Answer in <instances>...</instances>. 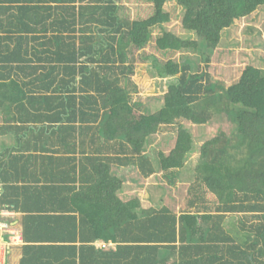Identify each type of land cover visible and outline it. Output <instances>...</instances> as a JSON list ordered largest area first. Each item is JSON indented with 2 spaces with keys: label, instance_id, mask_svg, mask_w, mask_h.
<instances>
[{
  "label": "trees",
  "instance_id": "16d2710c",
  "mask_svg": "<svg viewBox=\"0 0 264 264\" xmlns=\"http://www.w3.org/2000/svg\"><path fill=\"white\" fill-rule=\"evenodd\" d=\"M121 1L0 0V109L19 90L17 107L54 111L29 116L21 128L38 138L56 133L60 144L69 146L67 158H48L50 166L40 172L46 181L42 185L32 172L22 178L21 187L9 184L18 172L12 164H1L0 206L23 211L25 241H54L44 244L53 248L38 247L59 249L61 255L65 249L72 257L79 251L73 264L86 263V241L95 238L155 243L135 252L146 256L131 264H264V69L247 66L239 81L227 87L192 73L183 61L153 57L159 77L177 76L178 82L169 87L160 110L143 114L132 101L138 91L133 76L137 60L151 58L136 55L152 42L155 28L163 29L156 49L164 55L196 52L201 45L166 29L168 0H134L153 6L154 14L142 19L132 18ZM177 3L185 11L183 29L213 52L236 20L264 6V0ZM19 76L26 81L18 88ZM183 120L222 124L221 132L201 147L197 181L186 198L199 201L201 196L208 204L210 193L216 211L177 216L166 206L138 212L139 199L120 197L124 185L112 166H135L146 178L158 169L171 171L172 178L194 150L192 134L180 126L175 147L170 154L161 152L157 162L145 149L162 128ZM65 161L72 163L68 169ZM179 190L185 197V188ZM63 208L78 209L79 219L56 213ZM87 221L93 223L89 234ZM76 241L81 244H62Z\"/></svg>",
  "mask_w": 264,
  "mask_h": 264
},
{
  "label": "rangeland",
  "instance_id": "374dc122",
  "mask_svg": "<svg viewBox=\"0 0 264 264\" xmlns=\"http://www.w3.org/2000/svg\"><path fill=\"white\" fill-rule=\"evenodd\" d=\"M121 2L128 5L127 7L134 19L148 18L154 14L153 6L150 3L136 2L134 0H123ZM165 11L170 15V21L165 24L166 29L182 37L198 40L201 47L196 52H177L168 56L164 55L156 49V40L163 35V29L156 27L152 42L136 55L137 58L141 55H149L151 57L148 62L142 63L137 60L136 63L133 79L138 85V91L132 94V101L136 110L141 111L143 114L157 112L164 105V95L168 92L169 87L178 82L177 76L159 77L153 57H157L162 62L171 58L183 61V65L191 66L190 71L192 73H204L206 74L205 80L208 82L221 81L227 87L239 81L247 66L264 69V6L260 7L252 15L236 20L231 28L225 30L221 46L217 52L205 47L203 40L199 36L183 29L182 19L185 11L178 5L177 0H168L165 5ZM180 126L192 134L194 150L187 158L185 166L182 169L173 171L174 176L172 178H170L171 171L164 172L158 169L159 171L151 176L149 187L152 190L149 191L144 189L145 186L143 187L148 194L156 193L158 196L163 194L161 192L165 191L158 188L161 186H158V184L166 185L163 187L165 189L167 186L176 187L178 181H180L182 182L181 188L184 187L185 191L192 187L197 181L196 168L201 156V147L206 141L221 132L222 124L218 120H214V122L205 125H195L183 120L179 124L165 126L153 136L150 143L146 146V154L156 162L161 152L170 154L175 147ZM112 173L118 175L122 182L124 181V184L126 183V187L129 188L127 193L132 192V184L135 186L130 179L134 177L140 178L141 176L135 166L119 168L113 164ZM174 179L177 181L176 184L173 182ZM143 184L146 185L147 182ZM154 185H156L155 189ZM191 197L192 195L189 196V199ZM212 197V195L208 194V201H211L210 198Z\"/></svg>",
  "mask_w": 264,
  "mask_h": 264
},
{
  "label": "crops",
  "instance_id": "0c3cea01",
  "mask_svg": "<svg viewBox=\"0 0 264 264\" xmlns=\"http://www.w3.org/2000/svg\"><path fill=\"white\" fill-rule=\"evenodd\" d=\"M25 81V78H23L22 76L15 77V82L17 83L18 88L24 85ZM13 92H15L14 89ZM20 97L21 94L18 90L16 98L14 97L12 98V100H9L8 98L6 99L5 105H7L8 107L4 106L0 109V165L2 164V166H5L7 164L8 166L9 164H12L10 168L13 170H17L18 179H15V177L13 178V180H11V182H9V184L14 185L15 187H21L25 183V180L22 178L28 173L29 175H32L30 172L34 173L33 176L40 178L41 183H39V185H42L46 181L43 180V176L40 175V172L42 171V169L50 166L48 158H67L68 156L67 154H65V150H67L69 146L63 147L62 144H60V140H58V136L56 133L53 134L50 132V134H45L44 136H41V138H38L35 137L32 133H28L29 131L21 128L22 125H28L25 121L29 116L39 114L51 115L52 113H54V111L46 112V109L44 110L42 108H36V110H26L22 106L17 107L16 105L20 103ZM45 140L47 141L46 144H44L43 142ZM43 147H45L46 150H43ZM53 151H57L59 154L53 153ZM66 164V169H68V166H71L72 163L69 164L67 162ZM130 180L135 184V186H133V184L131 185L132 192L127 193V191H129V188L126 187V183L124 184L123 181V190L119 195L124 199H130L133 197L139 199L141 208L137 209L138 212L140 210H151L153 208L158 209L160 207L166 206L177 216H180L185 212L201 213L204 212L205 209L209 210L210 212L216 211L217 202L213 201V197L210 198V200L212 201H208L209 199L206 198L208 204L206 203V201H202L203 198L201 196H199V201H188L186 198H189L190 196V194L187 193L189 188L185 191L187 193L185 194L186 196L182 197L180 195L181 193H179V189H181L182 183L180 181H178V185L176 187L169 186V188L167 186L165 187V189L163 187L166 185L158 184V186L161 185L158 188L165 191L161 192L163 194L160 193L161 195L158 196L156 193L148 194L145 192L146 190H152V188L149 187L151 183V176L147 178L143 176H140V178L134 177ZM143 181L147 182V184L144 185ZM173 182L176 184L177 181H175L174 179ZM76 185L80 186L78 177ZM2 186L3 184L0 183V195L2 193ZM144 186V189L146 190L143 189ZM155 188L156 185H154V189ZM208 194L206 196H208ZM203 205L207 208H204ZM56 213H61L63 215L69 213L76 214L77 219H79L80 216L79 210L75 208H63V211H57ZM23 214L24 213L21 209L4 208L0 206V264H23L24 262L22 261L24 259L25 262L27 260V264H73V260H75V258L76 262H78L79 251H77V256L72 257L69 256L71 251L67 249H65L66 255L63 254V256L61 255V252H59V249L54 252L52 251V249L45 250L42 247H38L43 245L46 248H53L52 246L54 245L44 244H53L52 242L54 241H39V239L36 238L32 241H25L23 238ZM98 223H101V221ZM92 224L93 223L90 221L86 222L87 234H89V231L91 230V228H93ZM109 228L111 227L109 226ZM37 230L41 232L42 228H39ZM119 230L120 229L116 225L115 231ZM42 234L43 233L39 235ZM132 235L134 236V234ZM42 236L46 237V235ZM88 240L90 241H86L87 247L85 251V264H131L129 262H131L132 260L139 261L140 258L146 256L144 252H141L139 255H135V252H140L141 247L143 246L155 244L153 241H146V239L117 238L113 240L111 238H95L92 240ZM70 243H74L77 246L81 244L79 241L67 243L64 242L62 244ZM176 244L179 245L180 243L177 241Z\"/></svg>",
  "mask_w": 264,
  "mask_h": 264
}]
</instances>
